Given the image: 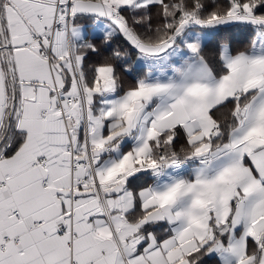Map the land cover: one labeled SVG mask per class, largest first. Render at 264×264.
I'll use <instances>...</instances> for the list:
<instances>
[{
    "label": "snow or ice",
    "instance_id": "6c2138e0",
    "mask_svg": "<svg viewBox=\"0 0 264 264\" xmlns=\"http://www.w3.org/2000/svg\"><path fill=\"white\" fill-rule=\"evenodd\" d=\"M0 264H264V0H0Z\"/></svg>",
    "mask_w": 264,
    "mask_h": 264
}]
</instances>
